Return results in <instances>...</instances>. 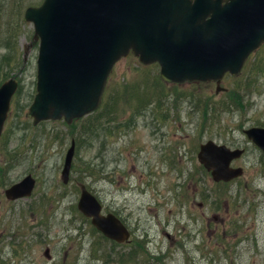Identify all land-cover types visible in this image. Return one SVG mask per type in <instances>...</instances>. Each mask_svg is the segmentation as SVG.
Instances as JSON below:
<instances>
[{
  "label": "rangeland",
  "instance_id": "374dc122",
  "mask_svg": "<svg viewBox=\"0 0 264 264\" xmlns=\"http://www.w3.org/2000/svg\"><path fill=\"white\" fill-rule=\"evenodd\" d=\"M40 1L0 0V83L18 79L0 137V264H264V155L243 131L264 126V40L219 87L166 81L156 62L129 53L112 66L96 110L33 124L25 112L38 40L23 11ZM132 85L154 94L141 101ZM209 138L245 148L232 161L240 176L211 178L196 156ZM27 173L31 194L9 199L4 189ZM80 182L129 226L127 240L108 239L81 213Z\"/></svg>",
  "mask_w": 264,
  "mask_h": 264
},
{
  "label": "water",
  "instance_id": "95a60500",
  "mask_svg": "<svg viewBox=\"0 0 264 264\" xmlns=\"http://www.w3.org/2000/svg\"><path fill=\"white\" fill-rule=\"evenodd\" d=\"M38 40L36 82L26 115L32 123L63 119L70 123L97 108L114 63L130 52L141 63L156 62L166 81L213 80L236 74L248 54L264 40V0H42L24 8ZM18 87L15 76L0 83V134L10 100ZM264 154V126L243 129ZM75 141L67 147L60 177L69 181ZM243 147L206 139L196 156L214 181L243 173L231 165ZM31 173L4 189L9 199L31 194ZM76 203L82 214L108 238L127 240L130 231L102 204L84 182ZM44 254L50 258L49 247Z\"/></svg>",
  "mask_w": 264,
  "mask_h": 264
},
{
  "label": "trees",
  "instance_id": "16d2710c",
  "mask_svg": "<svg viewBox=\"0 0 264 264\" xmlns=\"http://www.w3.org/2000/svg\"><path fill=\"white\" fill-rule=\"evenodd\" d=\"M129 90L132 91V93L141 101H145L147 100L148 98H150L151 94H154L153 91L151 90V88H147V87H144V86H135L133 87V85L131 87H127ZM148 89V90H147ZM102 100V98H101ZM102 101H100L101 103ZM99 103V104H100ZM99 106V105H98ZM109 108V105L106 106V108L104 109V112L106 111V109ZM93 112V111H92ZM105 115V113H104ZM97 126V123L93 124V125H85L84 127V130L85 131H90L92 129H94L95 127ZM1 137V135H0Z\"/></svg>",
  "mask_w": 264,
  "mask_h": 264
},
{
  "label": "flooded vegetation",
  "instance_id": "af4514ba",
  "mask_svg": "<svg viewBox=\"0 0 264 264\" xmlns=\"http://www.w3.org/2000/svg\"><path fill=\"white\" fill-rule=\"evenodd\" d=\"M103 212V211H102ZM106 212H108V211H106ZM106 212H103V213H106ZM115 213V212H114ZM116 214V213H115ZM117 215V214H116ZM128 226V225H127ZM128 228H129V226H128ZM130 229V228H129ZM130 233H131V229H130ZM114 241V240H113ZM116 242V241H115ZM117 243H119V242H117Z\"/></svg>",
  "mask_w": 264,
  "mask_h": 264
},
{
  "label": "bare ground",
  "instance_id": "6f19581e",
  "mask_svg": "<svg viewBox=\"0 0 264 264\" xmlns=\"http://www.w3.org/2000/svg\"><path fill=\"white\" fill-rule=\"evenodd\" d=\"M124 224H125V222H124ZM126 225V224H125ZM126 227L128 228V226L126 225ZM129 229V228H128ZM129 231H130V229H129Z\"/></svg>",
  "mask_w": 264,
  "mask_h": 264
}]
</instances>
